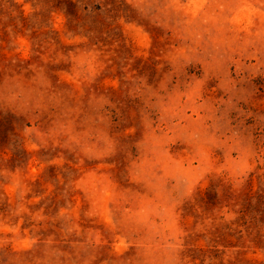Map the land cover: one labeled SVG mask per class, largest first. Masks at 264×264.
<instances>
[{"label": "rangeland", "instance_id": "1", "mask_svg": "<svg viewBox=\"0 0 264 264\" xmlns=\"http://www.w3.org/2000/svg\"><path fill=\"white\" fill-rule=\"evenodd\" d=\"M0 264H264V0H0Z\"/></svg>", "mask_w": 264, "mask_h": 264}]
</instances>
